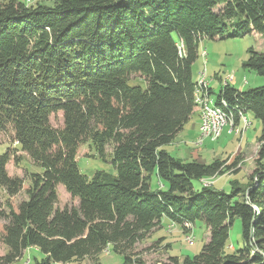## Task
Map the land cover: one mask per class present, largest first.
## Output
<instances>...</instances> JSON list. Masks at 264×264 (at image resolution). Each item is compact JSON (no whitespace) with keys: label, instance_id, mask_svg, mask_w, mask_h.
Returning <instances> with one entry per match:
<instances>
[{"label":"trees","instance_id":"16d2710c","mask_svg":"<svg viewBox=\"0 0 264 264\" xmlns=\"http://www.w3.org/2000/svg\"><path fill=\"white\" fill-rule=\"evenodd\" d=\"M228 30L264 35V0H0V131H12L16 148L43 168L28 171L26 184L8 174L9 150L0 153V187L26 195L0 207V264L29 248L44 255L35 264H101L108 248L119 264H264V85L242 91L222 82L217 94L235 123L247 113L262 123L244 187L198 188L194 181L222 174L223 162L184 161L166 148L199 112L200 41ZM243 67L264 76V50L250 48ZM86 142L113 172H80ZM154 178L163 186L153 189ZM59 185L76 204L57 206ZM163 217L185 231L203 221L200 253L147 262L138 245ZM236 217L244 246L229 250Z\"/></svg>","mask_w":264,"mask_h":264},{"label":"rangeland","instance_id":"374dc122","mask_svg":"<svg viewBox=\"0 0 264 264\" xmlns=\"http://www.w3.org/2000/svg\"><path fill=\"white\" fill-rule=\"evenodd\" d=\"M25 1V0H20ZM32 0L31 2H35ZM47 5H53L54 0H40ZM228 30L223 38L203 39L200 41L199 58L194 67V78L200 76L210 82L206 76L216 75L220 84L227 79V85H232L239 90H247L256 86L264 85V76L258 75L253 70L243 67V63L248 56V50L254 48L258 51L264 50V35L255 36L247 34L239 37H232ZM205 51V55L202 52ZM207 55V58H206ZM201 70L200 74L198 71ZM234 77V78H233ZM201 78V77H200ZM198 80V79H197ZM196 80V81H197ZM217 90L210 94L213 101L217 102ZM250 124L244 127L243 121L240 125L226 124L220 128L218 135L201 137L198 131L199 120L196 115L190 119L185 129L179 133L173 142L166 146L170 153L184 161H197L199 163H212L214 161L223 162V173L213 177L203 178L194 181L196 187L214 186L213 180L216 179V185L222 188L226 193H231L234 186H245L249 181V176L253 172L258 159V138L261 135V120L252 113L246 115ZM51 123L58 127L62 125V112L51 118ZM194 127H191V125ZM196 125V128H195ZM235 126V127H234ZM240 129V131H239ZM198 132V133H197ZM201 143V144H200ZM9 150L11 160L6 166L7 172L11 176H19L28 184V171L37 173L43 172V168L36 166L27 153L16 148V142L13 140V133L10 130L0 131V153ZM78 167L82 174L91 179L97 170H106L113 172L114 168L110 161L103 160L94 147L89 142L79 145L77 152ZM235 166L229 168L227 166ZM253 168L252 172L250 169ZM214 186V187H215ZM151 187L156 189V178L153 179ZM26 197L21 191L15 196H9L7 192L0 187V207L4 208L10 201L17 204ZM76 199L66 191L63 185L58 186L57 206L62 208L76 204ZM162 228L155 230L141 244L138 245V251L147 262L157 263L166 258L168 252L172 255L185 257L194 256L200 253L204 243L207 241L208 230L203 221L197 220L194 225L181 229L177 225L168 224V220L163 219ZM242 224L238 217L234 219L230 230L228 249H239L244 246ZM169 244V247H168ZM153 248H152V247ZM150 247V249H146ZM6 252L5 247L0 243V255ZM43 253L36 248L27 249L23 256L12 264H35V258H43ZM101 264H119L122 257L110 248L106 249L99 258ZM51 264H93L90 259L72 260L68 263Z\"/></svg>","mask_w":264,"mask_h":264},{"label":"bare ground","instance_id":"6f19581e","mask_svg":"<svg viewBox=\"0 0 264 264\" xmlns=\"http://www.w3.org/2000/svg\"><path fill=\"white\" fill-rule=\"evenodd\" d=\"M203 54L205 55V51H203ZM200 77L197 83L195 101L199 108V133L202 141L201 137L216 136L221 127L223 128L226 124H234L235 117L233 111L227 106L224 100H222L221 103H217L211 99L209 94V82L204 76ZM223 83H227V79ZM201 120L205 122V135H203V123H201ZM242 121L244 123L243 128H246L250 124L248 117L243 114L240 115L237 124L240 125Z\"/></svg>","mask_w":264,"mask_h":264},{"label":"crops","instance_id":"0c3cea01","mask_svg":"<svg viewBox=\"0 0 264 264\" xmlns=\"http://www.w3.org/2000/svg\"><path fill=\"white\" fill-rule=\"evenodd\" d=\"M255 36H257L256 34H254ZM196 63V62H195ZM195 63H194V65H193V71H194V67H195ZM200 72H201V70H199L198 71V74H200ZM199 76V75H198ZM198 76H197V79L199 80V78H198ZM209 80H211V85H210V82H209V87H211L212 88V92H211V94H214V92L217 90V92L219 93V90H220V87H221V84H220V81H219V78H217L216 77V75H214V76H206ZM234 78V77H233ZM197 79H195V80H197ZM197 80V81H198ZM217 93V94H218ZM199 113H198V111H197V109L195 108V112L193 113V115H192V117L190 118V119H192L193 118V116L194 115H196L197 116V118H198V120H199V115H198ZM185 127V126H184ZM191 127H194V124H193V126L191 125ZM195 128H196V125H195ZM185 128H183L182 129V131L184 130ZM196 129H198V128H196ZM198 131H199V129H198ZM179 133H181V131L179 132ZM178 133V134H179ZM198 133V132H197ZM177 134V135H178ZM174 141V140H173ZM169 150V149H168ZM170 152V151H169ZM253 168L254 167H252L251 169H250V171L252 172V170H253ZM216 179L215 180H213V182H214V186L216 185ZM156 186L158 187V186H163V184H161L160 183V180H158V179H156ZM216 188H218V189H222V188H220L219 186H215ZM163 219H165L166 221L168 220V224H169V222H170V220L168 219V218H166V217H163ZM162 219V223H163V220Z\"/></svg>","mask_w":264,"mask_h":264},{"label":"built area","instance_id":"2783aa9c","mask_svg":"<svg viewBox=\"0 0 264 264\" xmlns=\"http://www.w3.org/2000/svg\"><path fill=\"white\" fill-rule=\"evenodd\" d=\"M201 123H203V135H205L206 133H205V122H203V120H201ZM171 225H175V223L174 224H171ZM185 227H186V225H184Z\"/></svg>","mask_w":264,"mask_h":264}]
</instances>
